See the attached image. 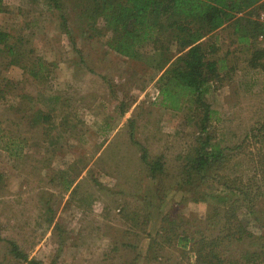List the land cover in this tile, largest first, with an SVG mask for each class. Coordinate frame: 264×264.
Wrapping results in <instances>:
<instances>
[{"label": "rangeland", "instance_id": "obj_1", "mask_svg": "<svg viewBox=\"0 0 264 264\" xmlns=\"http://www.w3.org/2000/svg\"><path fill=\"white\" fill-rule=\"evenodd\" d=\"M56 2L59 9L51 0H2L0 31L8 38L0 44V264H22L9 242L41 264H144L147 251L150 264H195L193 253L153 238L168 235L174 219L190 232L192 222L181 219L203 220L207 209L183 201L187 193L174 185L203 114L179 88L178 110L159 93L161 66L175 56V43L164 37L166 52L145 45L134 58L118 55L102 21L89 28L88 0ZM206 42L219 68L205 96L206 132L231 151L229 170L254 185V170L264 166V142L252 134L264 122V60L255 68L250 61L264 45L237 44L231 28ZM31 64H42L39 77L29 74ZM131 134L149 160L161 159V176L149 178ZM256 210L264 211V201ZM166 212L171 221L163 220Z\"/></svg>", "mask_w": 264, "mask_h": 264}, {"label": "trees", "instance_id": "obj_2", "mask_svg": "<svg viewBox=\"0 0 264 264\" xmlns=\"http://www.w3.org/2000/svg\"><path fill=\"white\" fill-rule=\"evenodd\" d=\"M56 9V0H51ZM261 0H88L84 13L89 28L95 30L97 21L103 22V30L110 33L108 47L116 54L134 58L138 48L148 46L151 52H166L162 38L175 43L176 54L164 60L165 70L158 86L165 104L173 110L179 109V99L173 89L189 94L196 109L203 111L199 120L196 146L183 159L174 183L178 192L187 193L182 199L191 203H206L203 220L191 214L190 232L174 227L155 234V243L173 244L182 254L193 253L195 264H264V211H257V204L264 201V166H258L252 182H243L239 174L229 170L231 151L213 141L208 129L210 116L205 96L210 85L218 78V63L212 57L216 49L207 44V38L220 29L231 28L234 42L252 46L263 30L257 22L258 12L264 11ZM259 2V3H258ZM0 0V12H3ZM98 17V19H95ZM63 30L68 33L67 20L61 14ZM101 35V34H100ZM0 31V44L7 40ZM7 53L15 55L8 47ZM6 53V54H7ZM264 60V49L252 53L251 65ZM11 60V64L15 63ZM42 64L28 68L32 77H39ZM27 112H31L30 109ZM44 117V116H43ZM46 118L48 116H45ZM260 142H264V122L252 131ZM131 141L140 149V160L147 168L150 179L163 174L161 159L149 160L144 147ZM249 136L245 137V140ZM238 149V148H235ZM238 169V167H235ZM230 173H233L230 175ZM254 176V175H253ZM176 191V192H177ZM158 205L165 202L157 199ZM162 202V203H161ZM183 206V205H182ZM147 216V218H146ZM149 213L145 215V225ZM170 219L166 212L163 220ZM252 225L263 232L258 236L248 231ZM178 230V231H177ZM159 232V231H158ZM164 233V234H163ZM161 239V240H160ZM10 254L22 264H41L22 253L9 242ZM235 246L236 248H232ZM160 256L154 257L157 263ZM130 264H137L134 259Z\"/></svg>", "mask_w": 264, "mask_h": 264}, {"label": "crops", "instance_id": "obj_3", "mask_svg": "<svg viewBox=\"0 0 264 264\" xmlns=\"http://www.w3.org/2000/svg\"><path fill=\"white\" fill-rule=\"evenodd\" d=\"M216 33V32H215ZM214 34V33H213ZM212 34V35H213ZM208 39V38H207ZM148 213V212H147ZM147 213H145V215H147ZM136 218H138V217H140L141 216V218L143 219V213L141 212V211H135L134 212V214H133ZM156 215V214H155ZM146 218H147V216H146ZM150 217H148V219H149ZM147 219V220H148ZM131 228V227H130ZM142 228V227H141ZM134 229L135 230H137L138 231V229H140V227L137 225V224H134ZM140 233V232H139ZM141 234H142V229H141ZM146 252V251H145ZM147 254H148V251L145 253V258H144V264H150V260H149V258H147ZM161 261V259L160 258H158V262L157 263H159ZM152 263V262H151ZM138 264V263H137Z\"/></svg>", "mask_w": 264, "mask_h": 264}, {"label": "built area", "instance_id": "obj_4", "mask_svg": "<svg viewBox=\"0 0 264 264\" xmlns=\"http://www.w3.org/2000/svg\"><path fill=\"white\" fill-rule=\"evenodd\" d=\"M257 22L260 24L262 27V34L258 37V41L261 42L264 45V11H261L257 15ZM158 94V92H157Z\"/></svg>", "mask_w": 264, "mask_h": 264}]
</instances>
